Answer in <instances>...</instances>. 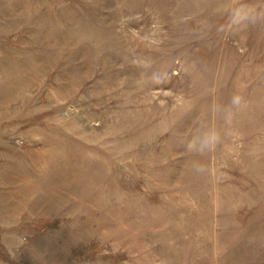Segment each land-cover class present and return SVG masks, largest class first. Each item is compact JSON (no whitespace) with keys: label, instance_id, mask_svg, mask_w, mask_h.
Segmentation results:
<instances>
[{"label":"rangeland","instance_id":"obj_1","mask_svg":"<svg viewBox=\"0 0 264 264\" xmlns=\"http://www.w3.org/2000/svg\"><path fill=\"white\" fill-rule=\"evenodd\" d=\"M240 2L0 0V264H264V24L234 30Z\"/></svg>","mask_w":264,"mask_h":264},{"label":"clouds","instance_id":"obj_2","mask_svg":"<svg viewBox=\"0 0 264 264\" xmlns=\"http://www.w3.org/2000/svg\"><path fill=\"white\" fill-rule=\"evenodd\" d=\"M228 21L234 30L238 32L251 26L264 24V6L254 5L249 0H241L238 5L231 8ZM246 104L245 98L237 93L231 97L227 105L215 106L214 111L222 121L224 128L222 130L211 128L202 123L199 129L194 131L187 139L185 143L186 150L200 155L215 150L216 146L221 143L223 136L230 131L235 115L242 111ZM192 168L196 174H203L206 171L204 164L199 161H194Z\"/></svg>","mask_w":264,"mask_h":264}]
</instances>
